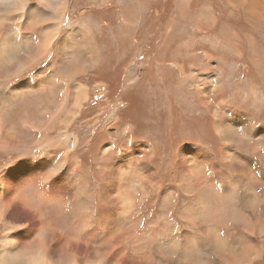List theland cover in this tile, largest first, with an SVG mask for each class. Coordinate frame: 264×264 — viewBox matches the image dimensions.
<instances>
[{
  "label": "rangeland",
  "instance_id": "rangeland-1",
  "mask_svg": "<svg viewBox=\"0 0 264 264\" xmlns=\"http://www.w3.org/2000/svg\"><path fill=\"white\" fill-rule=\"evenodd\" d=\"M47 30L56 34L37 60ZM1 87L11 102H0V139L11 146L0 145V264H141L136 254L245 264L242 238L253 237L236 217L256 222L250 193L238 184L232 200H216L220 214L203 202L196 214L191 187L205 194L209 175L223 187L234 179L231 153L264 166V0H0ZM232 121L252 135L224 141ZM44 157L59 176L41 182L32 161ZM43 222L55 236L48 258ZM262 236L253 264H264Z\"/></svg>",
  "mask_w": 264,
  "mask_h": 264
},
{
  "label": "bare ground",
  "instance_id": "bare-ground-1",
  "mask_svg": "<svg viewBox=\"0 0 264 264\" xmlns=\"http://www.w3.org/2000/svg\"><path fill=\"white\" fill-rule=\"evenodd\" d=\"M26 1V0H25ZM25 5V4H24ZM23 6V4H22ZM36 11L38 14L41 13V11H39V8L37 7L36 8ZM10 14V13H9ZM13 14V13H11ZM7 15V14H6ZM13 16V15H12ZM59 17V16H58ZM6 18V16H5ZM40 19V18H39ZM8 21V20H7ZM55 21H58V20H55ZM61 24V23H60ZM59 24V25H60ZM54 26V25H53ZM55 28V27H54ZM45 33H48L47 35V38H43L42 42H41V46L39 49V53H38V57H37V60H40V59H43L45 57H47V55H49V50H48V45L50 44L49 41H53L52 40V35L56 34V32H53L51 30H47ZM51 39V40H50ZM87 40V39H85ZM52 43V42H51ZM88 43V42H87ZM83 45V44H82ZM85 45V44H84ZM86 46V45H85ZM92 47V46H91ZM83 48V46H82ZM91 57V56H90ZM34 58V57H33ZM89 58V57H88ZM89 60V59H88ZM27 61V60H26ZM25 61V63H26ZM91 61V60H90ZM89 61V62H90ZM93 62V61H92ZM90 62V63H92ZM87 63V62H86ZM22 64V63H20ZM86 65V64H85ZM90 65V64H88ZM26 66L24 64L21 65V69H24ZM28 67V66H27ZM31 67V66H30ZM81 67V66H79ZM86 67V66H85ZM18 70L20 68H17ZM66 70V69H65ZM23 70H20L19 72L15 73V74H19L20 72H22ZM81 70H75L76 74L80 73ZM72 75V74H71ZM12 76V75H11ZM15 76V75H14ZM67 76V75H66ZM74 76V75H72ZM69 79V78H68ZM71 79V77H70ZM7 81V80H6ZM79 88V91H82V87H78ZM76 92V91H75ZM78 92V91H77ZM77 99L78 97L76 98L75 97V100L77 102ZM74 100V99H73ZM68 103V102H67ZM72 106V105H71ZM59 109V108H58ZM67 110V109H66ZM60 112V111H59ZM62 112H65V108H63L61 110V113ZM67 114V113H66ZM66 116V115H65ZM67 119V118H66ZM63 120V119H62ZM47 126V125H46ZM45 126V127H46ZM65 126V125H63ZM264 129V128H262ZM218 132V131H217ZM220 136L223 138L224 141H226V139H228V141H233L235 138L237 139H240L242 140L243 137L245 136H250L252 135V132H251V129L250 127L243 123L242 124V127H240L239 123L237 122H233L231 124H228L226 126V132L228 134V136H226V133H223V130H220ZM262 137L264 138V132H263V135ZM1 138V137H0ZM68 143V142H67ZM10 142L9 141H5L3 139H0V145H2V147H8V146H11L9 145ZM9 148V147H8ZM190 149V148H189ZM193 154H194V159L196 160V163L200 166H206L208 167L209 166V159L204 156V153L205 152H202L200 150H194L192 151ZM183 157V160L185 159V156L182 155ZM230 157H231V161L233 162L232 166H233V169L232 171L229 172V176L228 174H225L224 176H228L227 178L229 179V177L231 176H234L235 178L228 181V183L223 187V185L221 186L220 185V177L218 178H213V176L209 175L208 176V180L210 181L209 182V186H210V189L208 192H206L205 194H203V185H195L193 187H191L193 190L195 191H200L199 193V196L197 197V200L195 202H197V204H194L192 206V209L191 210H197L196 214L200 213L201 210H205V207H201V203H206L207 206H208V211H211L212 212V215H217V214H220V209L224 208L223 207H220V204L221 203H217L216 200H221L223 198H221L226 192H228L226 198H227V201L228 200H232L231 198L234 196V193H235V190L237 191V185L239 184L240 187L242 186L243 187V190L246 192V193H250L248 195H246L244 201L247 202L246 205H248L247 207L252 209V211H254L257 215V219H256V222L254 223L252 220H248L246 218H242V217H236L237 220L241 223V225L243 227H245L246 229H249L247 230L248 231V235L252 236L253 238L250 240V238L248 236L245 235V237L242 238V243H243V247L242 248V256L240 258L241 261H239L238 263H242L244 262L245 264H253L258 258H261V254L263 253L262 249H260L259 247H257V242L254 243V236L256 238V236H262L261 234H263L262 237H264V191L263 193H254L252 194V190L248 187H244L246 185H250L252 186V189L255 190V187L257 186H261V184L264 182V166L263 164H261L259 161L257 160H254L252 158H249L247 156H242L238 153H236L235 155L233 153L230 154ZM182 160V159H181ZM182 160V161H183ZM212 162V160L210 161ZM186 161H184L183 165H185ZM247 163V164H246ZM143 167H147L146 165H142ZM215 165H212L211 168L215 169ZM139 169L138 171H142V174L145 176V173H144V169ZM111 171V170H110ZM233 171H235V173H233ZM113 173V171H112ZM109 175V174H108ZM192 177H195L193 175H191ZM190 176V177H191ZM196 178V177H195ZM225 178V177H224ZM226 178V179H227ZM227 179V180H228ZM121 181V180H119ZM118 181V182H119ZM179 182H180V185L184 182H186L183 178L182 179H179ZM114 185V184H113ZM189 185L188 183H186V186L183 187L184 189L188 188ZM264 189V185L262 187ZM118 189V188H117ZM188 191V190H187ZM262 192V191H261ZM236 194V193H235ZM106 195V194H105ZM166 197H168V192H165L164 194ZM164 197V196H163ZM206 200H208L209 202H206ZM234 200H237V197L234 198ZM249 201V202H248ZM226 204V203H225ZM260 204H262L263 206H261ZM110 206V205H109ZM167 206V205H166ZM103 208V207H102ZM106 208V207H104ZM112 208V206H111ZM187 208L186 210V214H187V217L189 219L190 217V209H188L187 205L184 207V210ZM107 209H108V205H107ZM167 209V208H166ZM106 210V209H105ZM210 212V213H211ZM41 213V212H40ZM228 213V212H226ZM225 214V213H224ZM212 217V216H211ZM81 220L82 222H87L88 221V216L86 217H81ZM103 221V220H102ZM101 221V222H102ZM233 221V220H232ZM104 223V222H103ZM51 224V223H50ZM43 225H44V222L42 224V227L41 230H42V235L40 236V244L42 246V249L45 251V256H47L48 258V255H47V248L48 246L52 243V241H54L55 239V236L51 235V233L48 232V228L45 226V232L43 231ZM164 226V225H163ZM165 227V226H164ZM108 229V228H107ZM159 229V228H158ZM163 229V227L161 228ZM53 230V229H52ZM109 230V229H108ZM221 229H217L216 231H219ZM155 231V230H154ZM163 231V230H162ZM214 231V230H213ZM211 231V232H213ZM158 232V231H157ZM161 232V230H160ZM156 233V232H155ZM210 234V232H208ZM220 233V238L222 239V234H221V231L219 232ZM55 234V233H54ZM158 234V233H157ZM258 234V235H256ZM153 235V238L151 239L152 242L156 239V234H152ZM193 235V234H192ZM190 235V237H192L193 239H197L198 238V235H194L192 236ZM205 237V235H201L197 240H199L200 242H203L205 243L206 241V244L209 242L207 240H202V238ZM230 239V238H229ZM234 241H236L235 238H233ZM257 239V238H256ZM238 240V239H237ZM223 241V240H222ZM228 241H224V243H228ZM71 243V242H70ZM232 245H233V242H232ZM79 248V247H78ZM173 250H175L174 252L178 253V251L173 248ZM12 251V250H11ZM134 252V251H133ZM132 253V252H131ZM188 254V257L187 259L190 258V254H191V251L189 250L187 252ZM16 255H18V253H16ZM131 255V254H130ZM134 255V254H133ZM135 256V255H134ZM261 256V257H260ZM136 258L135 259H138L141 264H149L148 263V259H143L144 257H141V255L139 254H136L135 256ZM46 258V257H45ZM45 258L43 257H35V258H31V260L28 262V264H41L44 262ZM169 259V257H167ZM175 262H177L179 264V260L176 259V257L174 258ZM49 260V259H48ZM47 260V261H48ZM54 259H51L49 260L48 262L51 263L54 262L53 261ZM103 260V259H102ZM170 260V259H169ZM183 259H181L180 261H182ZM184 261V260H183ZM47 262V263H48ZM100 264H103L100 263ZM197 264V263H195Z\"/></svg>",
  "mask_w": 264,
  "mask_h": 264
},
{
  "label": "crops",
  "instance_id": "crops-1",
  "mask_svg": "<svg viewBox=\"0 0 264 264\" xmlns=\"http://www.w3.org/2000/svg\"><path fill=\"white\" fill-rule=\"evenodd\" d=\"M5 93V94H4ZM0 95L2 96L1 98H0V102H2V101H7V103H10L11 102V100H10V96L9 95H7L6 94V91H5V89H4V87H1L0 88ZM260 139H263L262 138V136H261V138ZM39 140H37V141H35V142H38ZM191 153H193V152H191ZM36 155H39V154H36ZM194 155V154H193ZM51 160V157H49V158H47V157H44V158H41V159H37V160H35L34 159V161H32L33 163H39V162H41L42 161V163H41V165H40V168H41V172H42V176L40 177H36L37 179H39V180H41V182H43V181H45L46 179H50V178H53V177H58L59 176V174H57V175H53V176H51L50 174V171H53L52 169H49V167L48 168H46L47 166L45 165V160ZM54 160V159H53ZM28 167H30V169L32 170V166L31 165H28ZM52 167H54V163L52 164ZM35 168L37 169L36 170V172H35V175H37L38 174V168H37V164H36V166H35ZM66 181V180H65ZM56 181L54 180L52 183H50V184H48L50 187L52 186L53 188H54V186H53V183H55ZM45 187H47V185L46 186H44V188ZM55 190L53 189V191H48V196L49 197H54V195H55ZM43 193V192H42ZM44 194V193H43ZM1 195V194H0ZM58 200V199H57ZM57 200H56V202H57ZM64 202H68L69 200H70V197H63V199H62ZM59 201V200H58ZM32 240V239H31ZM232 242H235L234 241V239L233 238H231L230 240H229V242L227 243V244H229V245H231V243Z\"/></svg>",
  "mask_w": 264,
  "mask_h": 264
}]
</instances>
